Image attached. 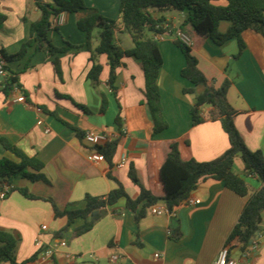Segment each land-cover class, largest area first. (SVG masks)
Returning <instances> with one entry per match:
<instances>
[{"label": "crops", "instance_id": "0c3cea01", "mask_svg": "<svg viewBox=\"0 0 264 264\" xmlns=\"http://www.w3.org/2000/svg\"><path fill=\"white\" fill-rule=\"evenodd\" d=\"M44 2L51 4L52 0ZM85 2L104 17L119 19L121 0ZM214 4L226 6L227 2L222 0ZM0 13L6 16L0 31V52L17 54L25 42L34 40L22 60L13 62L12 68L7 64L18 75L22 89L15 88L8 95L0 92V137L30 157L40 159L44 163L42 174L46 177V180L15 178L10 184L11 192L0 201V229L12 232L18 238L17 263L37 255L27 264H213L248 203V197L233 193L221 181L207 179L201 182L191 194L199 199V203L182 204L175 208L174 217L149 212L137 222L134 213L123 208L125 200H122L118 207L105 210L93 229L81 236H75L74 231L83 220H78L60 237L55 236L66 227L67 219L55 218L50 201L60 209L84 208L88 195L105 197L117 187L109 173L130 198H138L140 187L131 180L129 172L134 170L142 185L152 187V143L188 136L191 153L201 162L214 160L230 148L229 138L220 122L193 124L191 109L196 96L186 95L183 91L190 83L181 77L186 62L174 43L177 31L192 39L199 69L216 89L227 80L232 82L227 99L237 112V129L249 149L260 150L264 155V27L248 29L242 34L246 48L238 56L237 38L223 45L210 39L202 40L191 24L180 29L188 17L187 11L153 9V16L164 19L173 30V35H164L158 41L163 57L159 87L168 129L155 134L139 60L134 57L123 59L124 65L118 70L116 95L107 84L109 67L105 55L99 57L104 66L101 84L94 87L87 80L92 63L87 35L77 26L82 13H65L61 22L59 18L53 20L49 38L56 47L66 48L65 52L55 55L41 48L32 38L31 26L42 16L34 0H0ZM229 27L227 21L219 24L223 33ZM97 35L94 31L93 47L98 44ZM116 44L127 50L134 47L131 35L122 25L116 32ZM56 58L60 61L61 76L53 64ZM4 80L5 77L0 76V88H3ZM202 91V88L197 89V93ZM103 94L107 100L104 112ZM21 96L25 97V102L17 101ZM209 110L210 107L205 108V112ZM119 114L122 128L116 124ZM102 132L120 140L114 168L105 159L93 162L88 158L92 147L84 135ZM1 158L17 161L0 141ZM122 158H126L125 166H120ZM234 171L243 176V162L238 166L235 160ZM247 181L254 190L263 186L254 176H249ZM5 184L8 183H0V190ZM20 190H27L36 199L25 197ZM262 217L259 245L251 246L246 252L239 247L232 250L231 257L238 264H264V212ZM43 226L47 230H42ZM177 228L181 236L176 240L171 234ZM38 240L41 245L37 244ZM59 240L66 246L57 247L51 261L41 262L38 258L41 249L54 248ZM115 255L119 259L111 262Z\"/></svg>", "mask_w": 264, "mask_h": 264}, {"label": "trees", "instance_id": "16d2710c", "mask_svg": "<svg viewBox=\"0 0 264 264\" xmlns=\"http://www.w3.org/2000/svg\"><path fill=\"white\" fill-rule=\"evenodd\" d=\"M34 1L41 10L42 16L38 22L32 24L31 35L38 45L41 48H46L51 55L63 53L66 50V48L56 47L49 38L53 20L65 13L83 14L78 20L77 26L87 35V47L92 63L87 80L94 87L101 84V75L104 71V66L99 62L101 55L107 57L109 67L107 84L115 95L118 70L124 65L123 59L134 57L141 62L145 78V98L152 114L155 134L168 129L167 121L163 115L159 87L163 57L155 35H173V30H170V27L165 24L164 19H156L153 16V9L187 11L188 17L180 29L183 30L186 25L191 24L202 40L210 39L217 45H223L228 40L237 38L240 49L238 56L246 48L242 34L248 29L261 30L264 27V0H223L227 2L226 6L214 4V2L222 0H121L120 16L117 20L104 17L97 9L88 7L85 0H52L51 4L44 0ZM5 21L6 16L0 13V31ZM221 21L230 23V27L225 33L219 30ZM121 25L131 35L134 43L132 49H123L116 44V32ZM94 31L98 32L96 47L92 46ZM174 43L184 55L186 62L181 71V77L190 83V87L184 88V94L196 96V102L191 109L193 124L197 126L208 121L220 122L229 138L230 148L214 160L201 162L193 157L191 141L188 136L180 140L152 143L150 147L152 187L142 185L135 171L131 169L129 177L140 187V194L136 199L130 198L124 187L109 173V177L116 181L117 187L105 197L88 195L84 208L60 209L53 201H50L55 218L67 219L66 227L57 233L56 237L69 231L70 227L78 220H83V224L75 229V236L88 233L102 217L101 214L93 215L95 211L114 209L119 206L122 200H125L123 208L134 213L137 222L145 218L149 209L156 204L163 203L173 210L181 206L197 190L201 182L207 179L221 181L233 193L241 197H248V203L225 245L230 256L236 247H239L242 252H246L252 246L256 236L261 234L264 212V155L260 150L249 149L237 129L235 124L237 112L227 99L232 82L227 80L221 88L216 89L199 69V61L193 44L186 45L179 39H174ZM33 44V39L25 42L21 50L13 55L8 54L5 50L0 52L7 73L0 92L8 95L15 88L22 89L18 75L12 72L7 64L22 60ZM53 64L57 74L61 76L59 59L56 58ZM198 88H202L203 91L197 93ZM206 107H210L207 112H205ZM106 108V95L103 94V112L106 111ZM116 124L122 128L120 114L116 118ZM0 141L3 147L17 160L0 159V183L11 184L19 176L30 180H46L42 174L44 163L40 159L30 157L5 138L0 137ZM119 141V138L111 139L104 145L95 148L111 168L115 167L114 158L118 151ZM238 156L241 157L244 165L243 176L234 171L235 160ZM249 176H257L263 186L258 190L252 189L247 181ZM20 192L29 199H36L27 190H20ZM180 236L181 232L178 228L173 230L171 234L173 239L177 240ZM17 244L18 238L14 233L0 229V264H27L37 258L35 255L25 262L17 263L15 256Z\"/></svg>", "mask_w": 264, "mask_h": 264}, {"label": "built area", "instance_id": "2783aa9c", "mask_svg": "<svg viewBox=\"0 0 264 264\" xmlns=\"http://www.w3.org/2000/svg\"><path fill=\"white\" fill-rule=\"evenodd\" d=\"M61 16L62 15L59 16V22L62 21ZM174 37L175 39H179L181 42H183L186 45L193 44L192 39L186 33L182 31L175 32ZM162 38H163V35H155V39L157 41L161 40ZM4 67H5V62L0 58V76L2 77H5L7 74ZM17 101L25 102V97L21 96L18 98ZM46 132L47 133L50 132V129H46ZM84 139L92 147L90 154L88 156L89 160L93 162H100L104 160V157L102 156V154H100L95 148L97 146L104 145L108 140L112 139V136L107 132H102L98 134L87 133L86 135H84ZM125 165H126V158H122L120 162V166H125ZM254 177H257V176H254ZM11 190H12V187L10 186V184H5L3 186V189L0 190V201L4 200L7 197V195L11 192ZM198 203H199V199L194 198L193 196L190 195L189 198L186 199L182 204L196 205ZM149 212L155 215H169L171 217L175 216V209L171 210L165 204L164 205L156 204L149 209ZM42 230H47V227L43 226ZM261 238H262V234H258L256 238L253 240L252 246L257 247L260 243ZM37 244L41 245L40 240L37 241ZM65 246H66V243L63 242L62 240H59L56 247L41 249V251L39 252L38 258L41 262H44V263L51 261L54 257L56 248L65 247ZM156 257H159V255L156 254ZM118 259H119V256L117 255L112 256L111 262H116ZM213 264H238V262L230 256L228 248L224 246L219 252Z\"/></svg>", "mask_w": 264, "mask_h": 264}, {"label": "rangeland", "instance_id": "374dc122", "mask_svg": "<svg viewBox=\"0 0 264 264\" xmlns=\"http://www.w3.org/2000/svg\"><path fill=\"white\" fill-rule=\"evenodd\" d=\"M97 34H98V32H97ZM97 38H98V35H97ZM9 66H11V68H12V63H10ZM236 160H237V165H238V166H241V164H242V159H241V157L238 156V157L236 158ZM142 184H143V182H142ZM136 185H137V184H136ZM137 186H138V185H137Z\"/></svg>", "mask_w": 264, "mask_h": 264}, {"label": "water", "instance_id": "95a60500", "mask_svg": "<svg viewBox=\"0 0 264 264\" xmlns=\"http://www.w3.org/2000/svg\"><path fill=\"white\" fill-rule=\"evenodd\" d=\"M105 213H106L105 210H99V211H95V212L93 213V215H97V214L104 215Z\"/></svg>", "mask_w": 264, "mask_h": 264}]
</instances>
